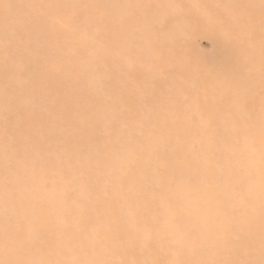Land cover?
<instances>
[{"label":"rangeland","instance_id":"374dc122","mask_svg":"<svg viewBox=\"0 0 264 264\" xmlns=\"http://www.w3.org/2000/svg\"><path fill=\"white\" fill-rule=\"evenodd\" d=\"M0 264H264V0H0Z\"/></svg>","mask_w":264,"mask_h":264},{"label":"bare ground","instance_id":"6f19581e","mask_svg":"<svg viewBox=\"0 0 264 264\" xmlns=\"http://www.w3.org/2000/svg\"><path fill=\"white\" fill-rule=\"evenodd\" d=\"M39 72V71H38ZM39 74V73H38ZM36 79V78H35ZM249 225V224H248Z\"/></svg>","mask_w":264,"mask_h":264}]
</instances>
